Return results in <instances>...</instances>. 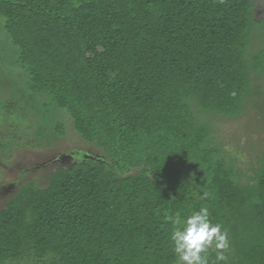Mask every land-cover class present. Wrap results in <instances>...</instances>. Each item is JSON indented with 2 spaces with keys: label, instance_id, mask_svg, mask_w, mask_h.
Returning <instances> with one entry per match:
<instances>
[{
  "label": "trees",
  "instance_id": "16d2710c",
  "mask_svg": "<svg viewBox=\"0 0 264 264\" xmlns=\"http://www.w3.org/2000/svg\"><path fill=\"white\" fill-rule=\"evenodd\" d=\"M254 6L0 0V62L12 71L0 70L17 72L1 120L21 132L34 115L42 139L64 136L67 119L102 152L52 168L43 187L18 186L0 208V264H178L171 235L202 207L229 241L207 249L209 264H264V138L243 168L216 133L218 119L264 132Z\"/></svg>",
  "mask_w": 264,
  "mask_h": 264
},
{
  "label": "rangeland",
  "instance_id": "374dc122",
  "mask_svg": "<svg viewBox=\"0 0 264 264\" xmlns=\"http://www.w3.org/2000/svg\"><path fill=\"white\" fill-rule=\"evenodd\" d=\"M255 1V18L260 19L264 14V0ZM0 39L5 40L4 33L0 28ZM8 68L12 71L11 65L0 62V68ZM15 69V68H14ZM1 71V70H0ZM13 72V76H15ZM18 75V74H17ZM10 73H0V99L12 101L15 96L16 78ZM25 113V111L23 112ZM0 137L9 140L10 136L17 137L14 146L7 151H0V208L6 200L17 190L18 186L26 181L33 180L38 186H45L48 180V173L54 167L68 166L79 155L90 154L102 156V152L92 145L82 141L70 128V123L65 120V135L55 136L49 134L39 139L32 131L35 128L34 115H28L27 122L19 124L20 132L16 124L9 126L7 121L3 122L4 114L0 111ZM2 118V120H1ZM217 137L230 155L236 157V163L248 168L249 162L253 160L256 153L249 148L251 142H260L264 138L263 130L259 129V123L251 125L245 119L239 121H216ZM12 138V137H10ZM261 144H264L262 141Z\"/></svg>",
  "mask_w": 264,
  "mask_h": 264
},
{
  "label": "clouds",
  "instance_id": "9594fccd",
  "mask_svg": "<svg viewBox=\"0 0 264 264\" xmlns=\"http://www.w3.org/2000/svg\"><path fill=\"white\" fill-rule=\"evenodd\" d=\"M173 222L181 223L179 218ZM183 223L185 227L182 230L178 228L171 235L174 252L178 255V264H209L206 254L209 247L213 244L219 250H226L229 247L227 233L221 230L220 225L210 223L207 208H200ZM201 253H205V255H201ZM216 259L218 261L225 260L224 252L220 251Z\"/></svg>",
  "mask_w": 264,
  "mask_h": 264
},
{
  "label": "water",
  "instance_id": "95a60500",
  "mask_svg": "<svg viewBox=\"0 0 264 264\" xmlns=\"http://www.w3.org/2000/svg\"><path fill=\"white\" fill-rule=\"evenodd\" d=\"M84 156L93 157V155H90V154H85Z\"/></svg>",
  "mask_w": 264,
  "mask_h": 264
}]
</instances>
